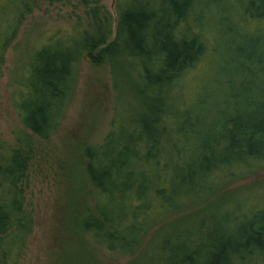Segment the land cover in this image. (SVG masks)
<instances>
[{"label": "trees", "instance_id": "obj_1", "mask_svg": "<svg viewBox=\"0 0 264 264\" xmlns=\"http://www.w3.org/2000/svg\"><path fill=\"white\" fill-rule=\"evenodd\" d=\"M71 1L85 9V23L74 25L70 38L44 42L31 54L22 79L13 82L17 90L10 102L24 132L15 147L0 139V264H18L32 235L34 221L23 184L31 161L62 124L82 58L110 68L114 91L121 90L124 104L132 103L135 112L118 116V122L113 118L101 144L77 152L84 163L78 187L86 197L71 199L68 218L63 201L58 250L67 243V220L82 250H75L71 259L63 248L53 264H102L125 253L134 256L146 232L158 223L153 208L176 215L179 203L212 196L224 185L208 191V179L231 182L264 163V39L254 53L237 56V76L255 85L249 86L254 96L247 92V103H236L233 113L202 110L198 115L187 112L184 102L178 105L181 87L221 52L210 54L205 28L195 14L209 0H127L118 6L113 38L101 0H0V69L28 16L41 5ZM240 1L237 9V0L207 4L220 15L215 33L242 40L255 23L264 35V0ZM184 25H189L183 31L188 38L180 37ZM129 80L135 83L128 91L124 87ZM246 80L240 79V85ZM199 209L202 218L188 226L187 216L180 217L187 224L162 239L155 248L161 254H151L145 264H264V210L221 223L209 218L208 205ZM174 240L171 249L165 248Z\"/></svg>", "mask_w": 264, "mask_h": 264}, {"label": "rangeland", "instance_id": "obj_2", "mask_svg": "<svg viewBox=\"0 0 264 264\" xmlns=\"http://www.w3.org/2000/svg\"><path fill=\"white\" fill-rule=\"evenodd\" d=\"M125 1L127 0H101V6L111 18L112 38L117 24L118 6ZM237 1L239 2L234 4L236 9L237 5L241 4L240 0ZM211 2L212 0H209L198 6L195 14L199 16L198 22L202 24L201 27L205 28L208 44L211 46L210 54L212 50L219 48L221 52L209 58L205 65L197 69L191 80L186 82L179 90L180 93L177 94L178 105L184 102L185 110L197 115L202 110L207 113L215 112V114L233 113L236 110L234 108L236 103H247L254 96V92L250 91L249 86L254 87L255 85H248L250 83L248 77H238L235 72L240 69L241 62L237 56H241V51L244 57L254 53L257 50V44H261L260 41L264 39V35L259 33L261 24L255 23L253 25H257V27L253 31L250 30V34L242 40L241 37L234 40L232 36L223 38L219 31L216 34L215 30L216 27L219 28L218 16L220 15H218L216 7L206 8L207 4L211 5ZM84 12L85 9L75 1L51 6L41 5L26 18L24 24L19 28L14 42L6 50L0 69V139L6 145L15 147L16 139L20 138L24 132L10 102L12 91L17 90V87L13 86L14 80L16 84L22 79V73L31 54L44 42H48L52 38L51 41H55L56 37L70 38L72 27L78 22L85 23ZM184 26L180 30V37L188 38L190 34H185L183 31L189 25ZM72 78L70 94L73 93V98L65 112L62 124L45 145L43 152H40L31 161L27 178L23 184L26 207L32 213L34 227L18 264H53L55 254L62 253L63 248L67 249L65 251H69L67 258L71 259L74 257L75 250H82L81 240L71 234L72 228L68 220L63 237L67 243H64L62 250H58L63 201L68 218V203L73 200L77 201L80 197H86L79 192V182L84 180L82 169L84 163L77 152L81 151L83 147L101 144L110 130L113 118L118 122V120L120 121L118 116L128 117L135 112L132 101H130V106L125 105L127 102L123 100L121 90L120 94L114 91L115 82L112 81L108 66H93L86 58H82L78 68L74 70ZM242 78L247 80L240 85L239 81ZM134 83L129 80L124 89L131 90ZM200 88L205 90L199 92ZM247 92L252 93L249 99ZM237 96L238 100L234 98ZM215 177L208 179L205 184V188H208L209 191L224 183L215 194L212 196L207 194L206 197H193L196 199L179 203L180 213L176 215L171 212L158 211L157 207L153 208L154 215H157L155 219H159L158 223L146 232L143 246L138 252L134 253V256H131L130 253L118 255L110 260H104L102 264H130L132 262L145 264L151 254L159 256L161 252L159 253V249L155 248L161 240L172 235L175 227L187 224L181 221L182 219L186 220L183 218L184 216H187L188 226H192V223H195L199 217L202 218L198 215V209L202 206L208 205V208L211 209L208 212L211 214L209 218L212 217L211 220L215 219L216 222L221 223L226 219L232 220L233 218L242 221V218L245 220L249 214L260 213L264 210V163L258 164L247 174L237 176L231 182L225 178L221 180ZM71 210L72 208L70 212H72ZM73 214L74 212L69 213V217ZM163 224H165L164 228L157 231ZM175 241L167 244L165 248L171 249L173 244H176ZM66 264H73V262L68 260ZM76 264H79V261L76 260Z\"/></svg>", "mask_w": 264, "mask_h": 264}]
</instances>
